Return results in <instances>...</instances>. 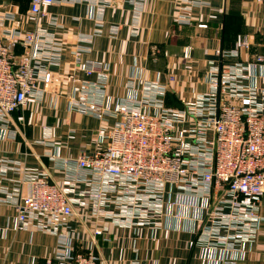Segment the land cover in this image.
I'll return each mask as SVG.
<instances>
[{"label":"built area","instance_id":"built-area-1","mask_svg":"<svg viewBox=\"0 0 264 264\" xmlns=\"http://www.w3.org/2000/svg\"><path fill=\"white\" fill-rule=\"evenodd\" d=\"M55 1L30 0L27 20L36 26ZM178 1L180 12L174 22L192 26L189 11L201 0ZM6 16H0V27ZM250 45L248 35L238 34L230 53L238 57ZM60 53V42L38 26L25 31L1 28L0 138L11 132L9 116L38 95L37 82L51 83L48 67L59 62ZM191 54L192 46H184L183 60L190 61ZM74 59L78 70L95 78H72L69 109L114 121L98 128L97 138L105 146L91 154L59 158L48 153L62 170L66 187L28 171V193L15 199L9 196L7 202L16 210L14 230L31 222L37 230L57 237L54 255L39 264H98L94 254L74 251L68 232L71 218L142 228L152 238L163 228L187 232L199 264H244L262 220L264 55L220 61L209 69L205 90L182 102V107L165 104L166 86L159 82H147L138 98L133 76L127 81L128 94L115 99L106 92L107 62L84 61L78 50ZM16 120L30 122L23 114ZM104 231L100 224L92 229L93 236Z\"/></svg>","mask_w":264,"mask_h":264},{"label":"crops","instance_id":"crops-1","mask_svg":"<svg viewBox=\"0 0 264 264\" xmlns=\"http://www.w3.org/2000/svg\"><path fill=\"white\" fill-rule=\"evenodd\" d=\"M29 2L0 0V16L7 14L0 32L1 28L25 31L38 26L60 42L61 53L59 62L48 67L51 83L37 82L38 95L9 116L11 132L0 138V264H39L54 255L56 235L37 230L31 222L23 230H14L16 210L7 200L28 193V171L39 172L66 187L62 170L48 159V153L54 152L59 158L91 154L105 146L97 138L98 128L114 121H100L69 109L74 92L72 78H95L76 68V50L84 61L109 64L106 92L111 97L126 96L127 81L133 76L138 98L147 82L164 84V102L167 92L181 102L192 100L205 90L209 69L220 61L264 55V2L201 0L202 4L189 11L192 26L174 22L180 12L178 0H56L45 8L36 26L26 18ZM198 23L207 27L198 28ZM238 34L248 35L251 45L236 57L230 51ZM186 45L192 46L190 61L182 58ZM19 114L29 117L30 122H18ZM259 213L262 220L258 235L244 264H264V193ZM95 224L105 227L103 235L93 236ZM68 232L73 235L74 251L94 254L98 264H199L187 232L177 234L163 228L152 238L146 229L121 228L107 221L93 223L92 218H71Z\"/></svg>","mask_w":264,"mask_h":264},{"label":"trees","instance_id":"trees-1","mask_svg":"<svg viewBox=\"0 0 264 264\" xmlns=\"http://www.w3.org/2000/svg\"><path fill=\"white\" fill-rule=\"evenodd\" d=\"M221 48L223 49V45L221 46ZM166 102L165 104L171 107H182L183 104L181 102V100H179L174 93L172 92H167L166 94Z\"/></svg>","mask_w":264,"mask_h":264}]
</instances>
